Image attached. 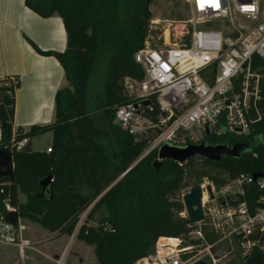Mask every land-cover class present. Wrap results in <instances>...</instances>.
Returning a JSON list of instances; mask_svg holds the SVG:
<instances>
[{
	"label": "trees",
	"instance_id": "16d2710c",
	"mask_svg": "<svg viewBox=\"0 0 264 264\" xmlns=\"http://www.w3.org/2000/svg\"><path fill=\"white\" fill-rule=\"evenodd\" d=\"M154 1L24 0L42 18L58 15L66 32L65 51L52 54L67 81V87L55 94L52 124L13 136L18 83L0 79V148L12 150L15 142L28 140L21 151L12 150L13 182L0 180V213L8 199L21 220L66 236L76 230L77 239L94 245L98 264H136L152 253L159 238L199 245L200 240L189 238L194 225L181 216L184 206L179 193L187 178L195 180L189 187L206 178L220 188L241 174L264 177V60L254 59L262 74L260 120L246 135H210L201 140L211 145L251 143L252 149L239 158L223 157L220 163L193 159L183 165L167 161L154 170L156 150L139 159L160 132L135 138L114 123L115 109L136 100L128 94L125 80H142L133 56L143 49L149 34V8ZM102 63L103 77L98 75ZM152 110L151 118L158 113L154 100ZM45 132L52 133L51 152L32 151L29 138ZM47 175L52 180V198L41 199L34 195L41 193L39 181ZM20 193L26 196L23 204ZM98 211L103 213L92 226L89 221ZM202 231L206 244L218 241L208 228ZM241 264H263V259L254 251Z\"/></svg>",
	"mask_w": 264,
	"mask_h": 264
},
{
	"label": "built area",
	"instance_id": "2783aa9c",
	"mask_svg": "<svg viewBox=\"0 0 264 264\" xmlns=\"http://www.w3.org/2000/svg\"><path fill=\"white\" fill-rule=\"evenodd\" d=\"M185 3L190 18L180 41L171 44L168 35L161 46L152 48L146 38L143 49L133 56L142 70V80H125L136 84V100L114 112V123L130 136L160 132L148 151L158 152L164 144L183 146L187 136L192 141V129L204 133L196 142L210 135L243 136L262 115V74L254 67V59L264 60V0ZM152 100L158 113L151 118ZM27 143L22 139L11 148L19 152ZM199 187L204 217L189 238L204 242L200 225L207 221L209 230L219 238L217 242H228L241 259L259 252L264 264V177L241 174L220 188L207 180ZM13 212L15 208L5 199L0 213V244L15 247L23 261L26 251L33 248L23 236L25 228L19 217L15 224L7 222V215ZM163 239L156 241L151 257L136 264H194L204 260L197 257V245L184 246L181 239H173L177 244L170 249L160 244ZM188 252L189 258H183ZM209 257L210 262L204 261L215 264ZM62 260L56 264H63Z\"/></svg>",
	"mask_w": 264,
	"mask_h": 264
},
{
	"label": "crops",
	"instance_id": "0c3cea01",
	"mask_svg": "<svg viewBox=\"0 0 264 264\" xmlns=\"http://www.w3.org/2000/svg\"><path fill=\"white\" fill-rule=\"evenodd\" d=\"M66 41L63 21L58 15L42 18L28 9L24 0H0V79L11 78L18 83L13 136L54 122L55 94L67 87V81L52 54L63 53ZM41 137H45V149L34 151ZM51 143V132L29 138L34 152H45ZM23 236L27 238L26 233ZM63 239L59 236L58 241ZM29 240L33 251L27 250L23 261L15 247L0 244V264H45L46 259L50 260L34 240ZM169 241L174 240L166 243Z\"/></svg>",
	"mask_w": 264,
	"mask_h": 264
},
{
	"label": "rangeland",
	"instance_id": "374dc122",
	"mask_svg": "<svg viewBox=\"0 0 264 264\" xmlns=\"http://www.w3.org/2000/svg\"><path fill=\"white\" fill-rule=\"evenodd\" d=\"M152 15V20L155 23L150 22L149 34L147 40L149 41L152 48H157L162 45L163 38L168 37L171 44L177 43L181 39V33H184L186 28H184L185 22L190 18L188 6L185 3V0H155L149 8ZM167 35L165 36V33ZM260 69V68H259ZM105 71V64H101L98 69V75L103 77ZM96 80L97 85L100 82ZM125 88L130 96L136 97L138 94L136 84L132 82L125 81ZM196 129L190 131L192 141L196 142L203 138L204 133H201ZM151 136V132L148 133ZM40 141H36V150L41 151L45 149L46 142L44 141L45 137H41ZM157 160V158H156ZM224 176V175H223ZM208 179L204 178L201 183ZM195 180H190L187 178V185L180 191L179 198L182 200L186 192L189 190L190 185L194 183ZM228 182V181H227ZM211 183V182H210ZM216 187V186H215ZM217 188V187H216ZM81 191H84L83 187H80ZM21 203L26 201V196L19 194V199ZM90 209V208H89ZM89 209L80 217V222L82 223L88 214ZM103 212L98 211L91 217L89 224L95 226L99 217ZM183 217H187L185 210L181 214ZM20 223L24 226L26 237L35 241L37 247H41L42 253L46 255L50 260H45V264H56V261L60 260L62 257L63 264H98L94 254V245H88L84 241L76 238V230L70 236L63 235L59 232H50L43 229L38 224L26 220L19 219ZM208 222L205 221L200 227L203 229L208 228ZM195 229L199 228V224L194 225ZM209 229V228H208ZM59 236H63L64 239L58 241ZM26 238V239H27ZM172 247L176 246V241L167 242ZM32 246V244H31ZM185 246V245H184ZM33 248V246H32ZM196 253L198 252V258H203L207 262H210L209 254L214 258L215 264H241V257L239 251L231 246L226 241L216 242L213 245H208L204 242H200L199 245L195 247ZM57 253V256L53 255ZM154 254V248L152 253L148 256L151 257ZM186 258H189V252L185 255ZM54 257V258H53ZM81 261V263H80Z\"/></svg>",
	"mask_w": 264,
	"mask_h": 264
},
{
	"label": "water",
	"instance_id": "95a60500",
	"mask_svg": "<svg viewBox=\"0 0 264 264\" xmlns=\"http://www.w3.org/2000/svg\"><path fill=\"white\" fill-rule=\"evenodd\" d=\"M145 104L148 105V102H146ZM186 141L187 143L183 146L164 144L157 152V160L152 163L153 169H161L167 161H172L179 165H183L193 159H204L213 163H220L223 157L239 158L243 153H246L252 149V144L249 142L245 144L237 143L232 146H229L228 143L211 145L206 143L205 141L191 142L190 136H187ZM150 152L151 150H149L139 160L144 158ZM132 167L124 171V173L117 179V181L122 178ZM257 177L258 175H253L254 179H256ZM2 179L8 180L9 183L13 182L12 154L7 148H0V180ZM50 183V175H47L40 179L39 186L41 188V193L34 196L41 199H51L52 189ZM182 204L184 206V210L190 224L196 225L203 221L204 216L201 205V189L199 186L192 187L190 192L183 196ZM17 219L18 214L16 212L9 213L6 217L7 222L11 224H15L17 222ZM194 264L209 263L204 260H200Z\"/></svg>",
	"mask_w": 264,
	"mask_h": 264
},
{
	"label": "bare ground",
	"instance_id": "6f19581e",
	"mask_svg": "<svg viewBox=\"0 0 264 264\" xmlns=\"http://www.w3.org/2000/svg\"><path fill=\"white\" fill-rule=\"evenodd\" d=\"M165 35H167V32L165 33ZM167 240H169V239H163V240H161V241H160V244H161V245H165V246H169L170 249L174 248V247H172L171 245H169L168 243H166ZM171 240H173V239H171Z\"/></svg>",
	"mask_w": 264,
	"mask_h": 264
}]
</instances>
